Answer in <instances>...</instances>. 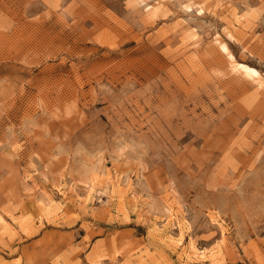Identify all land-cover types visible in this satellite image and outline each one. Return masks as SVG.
<instances>
[{"label": "rangeland", "instance_id": "1", "mask_svg": "<svg viewBox=\"0 0 264 264\" xmlns=\"http://www.w3.org/2000/svg\"><path fill=\"white\" fill-rule=\"evenodd\" d=\"M0 264H264V0H0Z\"/></svg>", "mask_w": 264, "mask_h": 264}, {"label": "bare ground", "instance_id": "2", "mask_svg": "<svg viewBox=\"0 0 264 264\" xmlns=\"http://www.w3.org/2000/svg\"><path fill=\"white\" fill-rule=\"evenodd\" d=\"M216 43V42H215ZM218 44L219 49L227 56V63L228 65V71L231 74H240L245 79L252 81L253 83H256L257 85L260 84V77L257 75V72L248 67L247 65L240 64L236 62V60L233 58V56L228 52L227 48L225 47L224 43H216ZM224 55V56H225ZM236 77V76H235Z\"/></svg>", "mask_w": 264, "mask_h": 264}]
</instances>
